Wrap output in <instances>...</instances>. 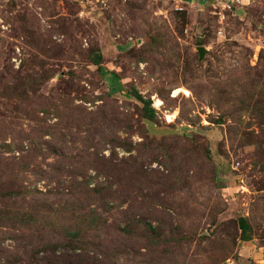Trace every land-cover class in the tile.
Here are the masks:
<instances>
[{"label":"rangeland","instance_id":"rangeland-1","mask_svg":"<svg viewBox=\"0 0 264 264\" xmlns=\"http://www.w3.org/2000/svg\"><path fill=\"white\" fill-rule=\"evenodd\" d=\"M0 264H264V0H0Z\"/></svg>","mask_w":264,"mask_h":264},{"label":"trees","instance_id":"trees-1","mask_svg":"<svg viewBox=\"0 0 264 264\" xmlns=\"http://www.w3.org/2000/svg\"><path fill=\"white\" fill-rule=\"evenodd\" d=\"M97 61H98V60L96 59V61H95V62H96V64H98V63H97ZM100 70H101V69H100Z\"/></svg>","mask_w":264,"mask_h":264}]
</instances>
